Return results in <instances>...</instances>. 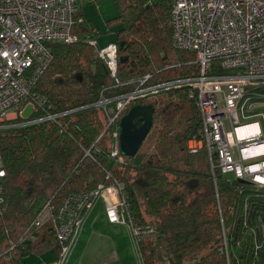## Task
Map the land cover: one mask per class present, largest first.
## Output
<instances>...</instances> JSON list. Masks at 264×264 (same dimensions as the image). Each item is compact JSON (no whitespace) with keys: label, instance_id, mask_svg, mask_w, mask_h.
I'll return each mask as SVG.
<instances>
[{"label":"trees","instance_id":"trees-1","mask_svg":"<svg viewBox=\"0 0 264 264\" xmlns=\"http://www.w3.org/2000/svg\"><path fill=\"white\" fill-rule=\"evenodd\" d=\"M114 2L107 23L116 24L115 73L97 55L96 32L77 3L71 27L77 39L46 43L51 58L30 89L46 98L45 112L59 114L0 130V264H21L26 255L47 250L60 257L65 243L53 221L32 224L38 210L47 200L54 208L68 193L114 179L124 183L132 219L157 231L134 244L143 264H264V187L230 177L215 161L212 168L205 147L190 149L189 140L201 131L190 86L161 87L121 112L119 118L134 103L154 108L134 155L113 154L118 141L110 132L96 140L106 121L100 100L133 89L146 74L145 84H156L197 72L192 52L172 45V0ZM251 91L250 100L264 101V84Z\"/></svg>","mask_w":264,"mask_h":264},{"label":"built area","instance_id":"built-area-1","mask_svg":"<svg viewBox=\"0 0 264 264\" xmlns=\"http://www.w3.org/2000/svg\"><path fill=\"white\" fill-rule=\"evenodd\" d=\"M76 8L77 0H0V130L59 114L45 112L46 98L31 94L30 89L51 58L46 43L77 39L71 30ZM170 18L172 45L192 52L196 74L145 84L146 74L133 89L100 100L106 121L96 140L110 132L118 141L117 118L136 98L185 83L201 111V131L189 140L190 149L205 147L212 168L215 161L221 172L264 187V125L258 118L248 120L260 103L250 100L251 89L264 84V0H172ZM89 42L95 45L94 40ZM97 55L114 74L115 42L97 48ZM110 100L114 106L107 107ZM27 105L31 111L23 116ZM39 111L44 113L36 114ZM118 151L115 144L112 153ZM84 155H90V148L84 149ZM4 175L0 156V202ZM99 201L110 223L128 226L135 245L157 235L152 225L132 219L122 181L99 183L89 191L68 193L54 208L47 200L32 220L37 226L53 221L57 238L65 243L56 264H66L85 220L84 211ZM141 257L139 264H143Z\"/></svg>","mask_w":264,"mask_h":264},{"label":"rangeland","instance_id":"rangeland-1","mask_svg":"<svg viewBox=\"0 0 264 264\" xmlns=\"http://www.w3.org/2000/svg\"><path fill=\"white\" fill-rule=\"evenodd\" d=\"M80 2L83 10H85V15L93 20L94 25L96 24V29L101 33L99 38H97L98 44L109 36V39L112 38L114 35L113 29L116 28V26L114 23H107V19L115 15L116 7L114 0H102L98 4L90 0H80ZM108 30L109 32H107ZM257 105L258 106L254 108L255 110L252 117H249L248 120L258 118L264 125V116L258 115L260 112H263L264 115V104L260 102ZM31 108L30 105H27L23 109V116H28ZM262 131H264V128H262ZM87 214L77 239L68 254L66 264H86L87 262L96 264L97 262L109 259L114 252H116L119 258H122V256L126 257V264H139L133 238L127 225H117L116 229L113 231V225H109V221L103 209L97 208L95 205L89 209ZM92 230H96L97 232L100 230L99 233L105 236L104 239L98 240L91 238L90 234H92ZM46 252L48 251L42 252L39 255L28 254L24 257L21 264H28L35 260H39ZM51 261L50 263L47 262V264H56L57 257ZM114 264H118V262L116 261ZM157 264L168 263L158 262ZM184 264L188 263L185 262Z\"/></svg>","mask_w":264,"mask_h":264},{"label":"water","instance_id":"water-1","mask_svg":"<svg viewBox=\"0 0 264 264\" xmlns=\"http://www.w3.org/2000/svg\"><path fill=\"white\" fill-rule=\"evenodd\" d=\"M153 110L151 104L135 103L119 118L118 145L122 155L132 156L136 153L152 124ZM238 180L248 182L242 178ZM195 183V180L189 182L190 185Z\"/></svg>","mask_w":264,"mask_h":264},{"label":"crops","instance_id":"crops-1","mask_svg":"<svg viewBox=\"0 0 264 264\" xmlns=\"http://www.w3.org/2000/svg\"><path fill=\"white\" fill-rule=\"evenodd\" d=\"M90 1H92V0H90ZM102 1V0H101ZM101 1H99L98 3H100ZM92 2H94V1H92ZM77 3H78V6L79 7H81V10H82V12H83V14H84V16H85V18L86 19H88L89 20V22L93 25V28H94V31L96 32V37H95V40H96V44H97V47H103V46H105L106 44H108V43H110V42H112L113 40H114V36H115V28L113 29V37L112 38H110L109 39V37L107 38V39H104L100 44H98L99 42L97 41V38H99V36H100V32H98V30L96 29V24L94 25V23H93V20L91 19V18H89V17H87L86 15H85V10H83V7L81 6V2H80V0H77ZM96 3V2H95ZM97 3V4H98ZM116 12V11H115ZM111 18V17H110ZM109 19V18H108ZM107 19V20H108ZM95 22V21H94ZM115 26H116V24H115ZM114 26V27H115ZM110 29V28H109ZM107 32H109V30L107 31ZM102 38V37H101ZM108 41V42H107ZM97 208H100V209H103V211H104V214H105V210H104V205H103V202L102 201H99L96 205H95ZM88 215V214H87ZM105 216H106V214H105ZM87 217V216H86ZM85 217V218H86ZM109 225H113V231L116 229V226L117 225H120V223H110L109 222ZM99 232H100V230H99ZM99 232H97L96 230H92V234H90V237L91 238H95V239H98V240H100V239H104V235H101V233H99ZM48 252H46V253H44L43 255H42V258H40L39 260H35V261H33L32 263H28V264H34V263H37V262H48V263H50V261L51 260H54V259H56V255L53 253V252H51L50 250H47ZM45 252V251H44ZM36 255H39V254H36ZM116 261L118 262V264H126V261H127V258L126 257H124V256H122V258H119L118 257V255L116 254V252H114V254L113 255H111L110 257H109V259H106V260H104V261H100V262H97L96 264H114V263H116ZM52 262V261H51ZM86 264H94V263H92V262H87Z\"/></svg>","mask_w":264,"mask_h":264},{"label":"clouds","instance_id":"clouds-1","mask_svg":"<svg viewBox=\"0 0 264 264\" xmlns=\"http://www.w3.org/2000/svg\"><path fill=\"white\" fill-rule=\"evenodd\" d=\"M119 146V145H118ZM120 152V151H119Z\"/></svg>","mask_w":264,"mask_h":264}]
</instances>
